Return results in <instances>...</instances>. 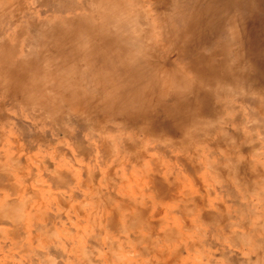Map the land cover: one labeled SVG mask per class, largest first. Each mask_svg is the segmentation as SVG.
Masks as SVG:
<instances>
[{
	"label": "rangeland",
	"instance_id": "obj_1",
	"mask_svg": "<svg viewBox=\"0 0 264 264\" xmlns=\"http://www.w3.org/2000/svg\"><path fill=\"white\" fill-rule=\"evenodd\" d=\"M17 1L0 0V264H264V0H151L150 23L133 37V21L122 23L119 12L123 0ZM98 10L104 30L86 18ZM122 24L121 42L114 37ZM89 30L112 40L110 60L90 59L108 105L83 107L84 94L97 97V82L75 78L80 96L67 101L61 92L64 100L54 101L75 114L57 119L36 104L37 77L47 72L54 41H64L59 32ZM132 43L139 58L155 61L139 91L124 79L140 72L125 55ZM235 53L243 59L235 62ZM156 66L165 83L156 84ZM144 147L146 158H136ZM156 167L181 183L186 206L177 213L170 200L159 216L148 212L155 234L141 240V225L126 223L123 199L145 196L135 209H153L145 175ZM168 219L172 232L164 233L157 225Z\"/></svg>",
	"mask_w": 264,
	"mask_h": 264
},
{
	"label": "bare ground",
	"instance_id": "obj_2",
	"mask_svg": "<svg viewBox=\"0 0 264 264\" xmlns=\"http://www.w3.org/2000/svg\"><path fill=\"white\" fill-rule=\"evenodd\" d=\"M7 1V3L10 5V4H13L14 2H19V1H17V0H6ZM42 1H44L45 3H47L48 2V0H42ZM82 1V0H81ZM102 1V0H101ZM109 1V0H108ZM92 2V1H91ZM93 2H94V0H93ZM100 2V1H99ZM123 2H124V6H122V8L123 9H119V12H122V23H125V20L127 19L128 21L129 20H132L133 21V26H134V29H132L133 31H131V30H129L130 32L129 33H131L130 35H129V37H133L134 35H136V28H138V26L140 25L141 27H143L145 24H149L150 22H149V20H146V18L151 14V11L153 10V6H152V2H151V0H123ZM101 3V2H100ZM3 4V3H2ZM7 4V5H8ZM89 5L91 6V4H90V2H89ZM50 6V5H49ZM29 9V8H28ZM89 9V8H88ZM1 11V10H0ZM48 11V10H47ZM62 12V11H61ZM57 13H58V11H57ZM94 13H97V15H100V16H96V14L94 15L93 14V12H91V14H88L87 15V17L86 18H88V19H90V18H93V19H96V21H97V27H99V28H101V29H105V27L103 26V24H102V22H98V21H102L101 20V18H102V16H101V11H97V12H95L94 11ZM102 13H104V12H102ZM142 13V14H141ZM62 14V13H61ZM105 14V13H104ZM127 15H131V18H127ZM202 16V15H201ZM104 17H105V15H104ZM82 18H83V16H82ZM84 19V18H83ZM148 19V18H147ZM64 20H66L65 22H69L70 21V18L68 17V18H66V19H64ZM77 20V19H76ZM113 20H115V19H113ZM145 20V21H144ZM72 21V20H71ZM127 21V22H128ZM64 22V23H65ZM72 22H75V21H72ZM77 22V21H76ZM225 22H227V21H225ZM225 22H223V21H221L220 22V24L219 25H216V28L217 27H223L224 26V23ZM59 23V22H58ZM71 23V22H70ZM142 23V24H141ZM61 24H63V22H61L60 23V26H61ZM57 25V24H56ZM71 25V24H70ZM58 26V25H57ZM72 26V25H71ZM132 27V26H131ZM35 28H37L36 26H35ZM34 28V29H35ZM52 28V27H51ZM59 27H57V29H58ZM34 29H31V30H34ZM38 29V28H37ZM56 29V28H55ZM128 29V27H126V25L125 24H122V30H121V33H120V36H118V37H114V39L116 40V38L118 39V41H121L122 42V40L124 39V38H127L126 37V35L124 34V33H127V30ZM139 29V28H138ZM52 30V29H51ZM103 30H100V33H94V31H92V30H89V31H87L85 34H84V36L83 37H79L78 35H73V34H71V35H69V34H64V33H58L57 35V38L59 37V38H64V41H62V43L60 44V42L58 41V40H55L54 41V47H55V50L54 51H51L50 53H53V54H51L48 58H50L49 60H47L46 62H47V68H45L46 69V71L47 72H45V70L44 71H41L40 72V76L39 77H37L38 78V84H39V86H38V88H37V90H34V93L35 94H38V99H37V101H36V104L38 105V106H40L43 110H45V111H47V112H50V114L51 115H54V117L55 118H57V119H59L60 117H62L63 115L65 116H67L68 117V115H69V117H70V115H72V117H70V118H73V115L75 114L74 112V110H73V106L71 107H67L66 109H62V107H60V105L58 104V103H55L56 101H59V100H64V99H60L59 97L60 96H58L57 94H59V93H61L62 95V97L64 96H66V95H68V99H66L67 101L69 100V99H72V98H74V97H77V96H80L79 94H78V90L77 89H74V79L75 78H77V80H81L80 78H82V79H88V78H90L89 80H91V79H95L94 81L95 82H97L95 85H96V88H97V86L98 85H100L101 84V82H102V84L104 83V81L105 80H102V78L101 79H99V78H94V73L92 72L93 71V65H91L92 63L90 62V59H92L93 57H94V59H98L97 57H99V56H102V58L103 59H105L104 61L106 62V60H110L111 59V56L113 55V53L114 52H111V51H109L110 49H107V48H109L108 47V45H112L111 44V42H112V40H111V42L109 41V43H108V39L106 40L104 37H105V32H103ZM144 30V29H143ZM146 31H147V29H146ZM29 32V31H28ZM52 32H53V30H52ZM138 32V31H137ZM54 33H56V32H54ZM147 33V32H146ZM121 34H123L124 35V37L121 35ZM133 34V35H132ZM30 35H31V33H30ZM144 35V34H143ZM147 35V34H146ZM32 36V35H31ZM207 36V35H206ZM206 36H204L205 38H206ZM55 36H53L52 38H54ZM203 37V38H204ZM232 37V38H231ZM202 38V39H203ZM230 38H231V40L234 38V34L233 35H231L230 36ZM229 38V39H230ZM76 39V40H75ZM113 39V38H112ZM206 39H208V38H206ZM2 40V39H1ZM227 41V40H226ZM137 43H138V41H137ZM141 43V42H140ZM253 43V42H252ZM18 44V43H17ZM15 45L14 47H13V49H15V50H19V49H21L22 47L20 46L19 47V45H20V43H19V45ZM62 44H65V46L64 45H62ZM108 44V45H107ZM135 45H136V42L134 43ZM143 44H144V42H143ZM95 45H96V47H95ZM141 45V44H140ZM70 46V47H69ZM131 47H129L128 49L130 50L129 51V53H127V54H125V55H127L128 56V54H130L131 56H133V59H132V61H134L133 63H137V64H139V66L138 65H136L135 67H134V69H139L140 70V72H139V74H136V71H134L133 73L134 74H132V76H127L128 78H124V79H126L125 80V84L126 83H128V87H130L131 88V90H136V91H139L140 89H142V88H146V87H148V84H145V82H147V80L148 81H151L150 79V77H152V74H155L154 72H155V67H154V62L155 61H151L150 59V57L151 56H142V58H139L138 56V54L136 53V50H135V46L133 47V43H132V45H130ZM137 46V45H136ZM98 47V48H97ZM133 47V48H132ZM138 48H139V46H137ZM216 47V46H215ZM220 47V46H219ZM113 48H116V47H113ZM142 48V47H141ZM140 48V49H141ZM218 48V47H217ZM25 49H28V51H29V53H31L32 52V50H36L37 48H35V47H25ZM137 49V48H136ZM40 50V49H39ZM100 50H102L103 51V54H102V52L100 51ZM112 50V49H111ZM125 50H126V48H125ZM145 50L148 52V49L147 48H145ZM219 51V50H218ZM16 52V51H15ZM28 53V54H29ZM150 53V52H149ZM154 53V52H153ZM216 53H217V51H216ZM219 53V52H218ZM23 54V53H22ZM213 54H215V52L213 53ZM248 54V53H247ZM31 55H33L32 53H31ZM99 55V56H98ZM218 55V54H217ZM251 55V54H250ZM215 56H216V54H215ZM116 57V56H115ZM114 57V59H113V62H114V64H118V63H116V62H119L118 61V59H116ZM141 57V56H140ZM21 58H23L24 60H20V62L21 63H26L27 61L26 60H28V61H30V57L28 58L27 56L26 57H21ZM47 58V59H48ZM170 58V57H169ZM168 58V59H169ZM87 59V60H86ZM130 59V58H129ZM178 59V58H177ZM232 59H234L235 60V62H238L239 61V59H241V57L239 58V55H237L236 53L233 55V57H232ZM243 59V58H242ZM241 59V60H242ZM131 60V59H130ZM130 60L128 61V63L130 62ZM143 60V61H142ZM32 62H33V60H31ZM30 61V62H31ZM101 61H103V60H101ZM103 61V66H105V62ZM123 61V60H122ZM131 61V62H132ZM163 61H164V59H163ZM166 61H168V60H166ZM45 62V63H46ZM97 62V61H96ZM100 62V61H99ZM125 62V61H124ZM123 62V63H124ZM173 62H174V60H173ZM233 62V61H232ZM101 63V62H100ZM128 63H126V64H128ZM34 64H37L38 66L39 65H41V63H34ZM94 64H95V62H94ZM120 64H121V61H120ZM119 64V65H120ZM126 64H125V66H126ZM165 64V63H164ZM96 65V64H95ZM101 65V64H100ZM129 65V64H128ZM130 65H131V63H130ZM172 65V64H171ZM231 65H232V63H231ZM121 66H123V65H121ZM117 67H118V65H117ZM116 68V67H115ZM172 68V67H171ZM175 68V67H174ZM242 68V67H241ZM44 69V68H43ZM96 69H97V67H96ZM119 71H121V68L119 67ZM133 69V70H134ZM156 69H158L157 70V74H158V82L156 83V84H158L159 85V83H160V81H162L161 83H165L166 81V78L164 79V77L162 78L161 77V75L160 74H164V70L163 69H161L160 67H158V66H156ZM167 69H169L168 67H167ZM238 69V68H237ZM240 69V68H239ZM52 70L54 71L53 73H52ZM132 70V71H133ZM100 71H101V69H100ZM144 71H145V75H146V81L144 80L143 81V79H145L144 78ZM159 71V72H158ZM175 72H177L176 70H174ZM98 72V71H97ZM115 72H116V70H115ZM245 72V71H244ZM248 73V72H247ZM36 74H38V73H36ZM241 74V73H240ZM126 74L124 73V76H125ZM115 78H121V75H120V73H118V74H114L113 75ZM124 76H122V78L124 77ZM249 77V76H248ZM104 78V77H103ZM156 78V77H155ZM155 78H153V80L155 79ZM184 79H186L185 77H183ZM242 78V77H241ZM127 79H128V81H127ZM37 80V79H36ZM88 80V81H89ZM100 80H102L101 82H100ZM73 81V82H72ZM118 81V80H117ZM165 81V82H164ZM86 82V81H85ZM90 82V81H89ZM98 82H100V84L98 83ZM58 83V84H57ZM65 83H67V85L68 84H70L71 86H69V87H67V89H63L62 91L60 90V86H63L64 87V85H65ZM80 83H81V81H80ZM252 83V82H251ZM254 83V82H253ZM55 84H57V85H55ZM83 84V83H82ZM86 84H87V82H86ZM90 84V83H89ZM88 84V85H89ZM60 85V86H59ZM104 85H106V83L104 84ZM145 85H147V86H145ZM256 85H257V83H256ZM261 85V84H260ZM59 86V87H58ZM118 86V85H117ZM120 86V85H119ZM144 86V87H143ZM259 86V85H258ZM82 87H83V85H82ZM102 87H104V86H102ZM125 87V86H124ZM123 86H122V89L124 90L125 88H124ZM192 87V86H191ZM190 87V88H191ZM84 88H86V87H84ZM104 89H105V91H106V88H97V97H95V96H93V97H89L88 95H85L84 94V96L82 97L83 98V100H82V105H83V107H85L86 109L88 108V106L89 107H92V106H98V105H100V103H103V104H105L106 106L108 105L107 103H106V100H104L103 98L102 99H100V98H98V97H102V95H105L106 96V94H105V91H104ZM149 89V88H148ZM232 89V88H231ZM143 90V89H142ZM141 90V91H142ZM150 90V89H149ZM190 90V89H189ZM251 90V89H250ZM262 90L264 91V87H262ZM122 91V90H121ZM125 91V90H124ZM127 91V90H126ZM125 91V92H126ZM151 91V90H150ZM167 91V90H166ZM148 92V91H147ZM162 92V91H161ZM169 92V91H168ZM193 92V91H192ZM227 92H229V91H227ZM80 93V92H79ZM119 93H121V92H119ZM131 93V92H130ZM139 93V92H138ZM137 93V94H138ZM237 93V92H236ZM47 94H49V95H47ZM55 94H56V96H55ZM229 94V93H228ZM239 94V93H238ZM121 95V94H120ZM126 95V94H125ZM132 95V94H131ZM147 95V94H146ZM149 95V94H148ZM193 95V94H192ZM243 95V94H242ZM241 96V95H240ZM53 97V98H52ZM126 97V96H125ZM242 97H244V96H242ZM51 98V99H50ZM104 98H106V97H104ZM129 98V97H128ZM127 98V99H128ZM156 99V98H155ZM246 100H247V97L245 98ZM128 100H130V99H128ZM141 100V99H140ZM243 100V99H242ZM55 101V102H54ZM102 101V102H101ZM119 101V100H118ZM147 101V100H146ZM153 101V100H152ZM240 101V100H239ZM248 101V100H247ZM128 102V101H127ZM153 102H155V101H153ZM242 102V101H241ZM110 103V102H109ZM118 104H119V102H117ZM116 103V104H117ZM152 103V102H151ZM115 105V104H114ZM262 105V104H261ZM28 106V105H27ZM69 106V105H68ZM260 109V108H259ZM76 110V109H75ZM2 111V110H1ZM258 113H259V111H258ZM257 113V114H258ZM261 115V114H260ZM257 116H259V115H257ZM68 117V118H69ZM68 120V119H67ZM77 120V119H76ZM66 122V121H65ZM68 122V121H67ZM111 122V121H110ZM118 124V123H117ZM55 133V132H54ZM57 134V133H56ZM100 144V143H99ZM101 145V144H100ZM159 146H160V144H159ZM108 147V146H107ZM142 147V146H141ZM161 147V146H160ZM106 148V147H105ZM107 149V148H106ZM149 148H147V147H144V148H138V149H136V158L138 157V158H146V156H147V154H148V150ZM162 149V148H161ZM173 150H175V149H173ZM108 152H109V149H108ZM254 154V153H253ZM15 155V154H14ZM256 155V154H255ZM57 156V155H56ZM165 156V155H164ZM169 156V155H168ZM171 157V156H170ZM181 158V157H180ZM179 158V159H180ZM2 159V158H1ZM13 159V158H12ZM35 159V158H34ZM150 160H152L151 159V157L149 158ZM174 160V159H173ZM156 161H154V162H152V163H155ZM156 165V164H155ZM159 166V165H158ZM154 167V166H153ZM160 167V166H159ZM159 167H156L157 169H152V170H150L148 173L147 172H145V173H147L146 175H145V181H146V184H148V189L147 190H149V193H150V195H152L151 196V201L153 202V209H152V207H151V209L150 210H146V209H142L141 207L139 208V209H135L136 207H139V205H140V202L142 201V203L145 201V203L147 202L145 199H144V197L145 196H143L142 198L143 199H139V198H129L128 200H125V199H123V201H124V204L125 205H127L128 206V208H129V210L127 211V214H128V217H125V219H127L128 218V220H126V223H128V221H131L130 223H129V225L128 226H130V224L133 222H136L137 221V223H139L140 225H141V227H140V233H139V238L141 239V240H144V239H147V238H149V237H152L155 233V231H154V228L156 227L151 221L153 220V219H151L150 217V215H148V212L149 213H151V215L153 214V216H154V214H158V216H159V211H158V209H157V207L158 206H160V205H165L164 204V202L166 201H170V200H172L173 202H175V201H177L178 203H176L175 205H174V207H173V210H175V212H177V213H180L181 214V211H183V210H185V207H184V205H185V203L183 204L182 203V201H183V196H180V195H182V190H181V188L179 187V184H181V183H179V184H177V183H173V181L172 180H170V178H169V176H167L166 174H165V171H163V170H161ZM42 168V167H41ZM62 171V170H61ZM44 172V171H43ZM63 172V171H62ZM62 172H60L61 174H56V175H54V176H56V178L60 181V180H64L65 179V176H66V173H62ZM1 174H2V172H0ZM19 173V172H18ZM0 174V175H1ZM22 174V173H21ZM10 174H8V176H9ZM71 175V174H70ZM84 175H86V174H84ZM84 175H83V177H84ZM3 176V175H2ZM5 176V175H4ZM12 176V175H11ZM45 176H46V174H45ZM10 177V176H9ZM2 178V177H1ZM11 178V177H10ZM9 178V179H10ZM49 178H50V174H49ZM66 178H68V177H66ZM3 179V178H2ZM4 179H5V177H4ZM4 179H3V181H4ZM14 179V178H13ZM51 179V178H50ZM47 180V179H46ZM51 180H53V178L51 179ZM56 181V180H54L55 182H57V183H54V184H58L59 183V181ZM67 180H69V179H67ZM88 180H90V179H88ZM133 180V179H132ZM10 181V180H9ZM132 182V181H131ZM135 182V181H134ZM133 182V183H134ZM1 183H2V181H1ZM12 183V182H11ZM65 183H66V181H65ZM10 184V183H9ZM52 184V183H51ZM137 184V183H136ZM5 185V184H4ZM6 185H8V184H6ZM59 185V184H58ZM9 186V185H8ZM8 186L6 187V188H8ZM13 186H14V184H13ZM55 186V185H54ZM61 186V185H60ZM144 186H146V185H144ZM53 187V186H52ZM58 187V186H57ZM9 188H11L10 186H9ZM8 188V189H9ZM4 189V188H3ZM13 189V188H12ZM10 190V189H9ZM14 190V189H13ZM21 191V190H20ZM177 191V192H176ZM14 193V192H13ZM12 193V194H13ZM184 193H186V192H184ZM11 194V193H10ZM144 195V194H143ZM185 195V194H184ZM181 198H180V197ZM191 198H192V200H194V202L193 203H191L193 206H196L197 207V198L194 196V195H191L190 196ZM191 200V201H192ZM64 201V200H63ZM130 202H131V204H130ZM58 203V202H57ZM179 203H181V204H179ZM85 204V203H84ZM183 204V205H182ZM186 206V205H185ZM144 207V206H143ZM165 207V206H164ZM166 208H167V206H166ZM191 208V207H190ZM173 210H171V212H172V216H173V218H174V215H175V213H174V211ZM165 211H167V209L165 210ZM162 213V212H161ZM164 213V212H163ZM108 214H110V213H108ZM110 215H112V214H110ZM156 215H155V217H156ZM161 215V214H160ZM150 216V217H149ZM164 216V215H163ZM107 217V219H106V222H110L111 220H110V218H108V217H110V216H106ZM169 216H167V218H168ZM124 219V216L122 217L121 216V219ZM151 220H150V219ZM153 218V217H152ZM109 219V220H108ZM108 220V221H107ZM113 220V219H112ZM171 220V219H170ZM170 220L168 219L167 220V222H165L164 220H159V225H157L158 227H160L162 230H163V232L164 233H166L167 232V230L168 231H170V232H172L171 230H172V226L169 224L170 223ZM176 220V218L173 220L172 219V221H173V223L176 225V226H178V228H179V231L182 233L183 232V228H184V226H185V224L184 223H181V222H178V221H175ZM6 221V220H5ZM4 221V222H5ZM119 221V220H118ZM169 221V222H168ZM7 222H8V220H7ZM122 222V221H121ZM111 223V222H110ZM120 223V222H119ZM118 223V224H119ZM109 224V223H108ZM115 224H116V222H115ZM173 224V225H174ZM178 224H180V227H179V225ZM121 228V227H120ZM133 228V227H132ZM131 228V229H132ZM137 228V227H136ZM194 228H197V227H194ZM131 229L129 228V230L131 231ZM13 230V229H12ZM16 230V229H15ZM122 230H124L123 228H122ZM196 230V229H195ZM12 232V231H11ZM143 232H145L146 233V235L145 234H142ZM15 234H16V232H15ZM125 235H127V234H125ZM158 235V234H157ZM156 235V236H157ZM157 237H159V235L157 236ZM180 237V236H179ZM142 238H144V239H142ZM176 260V259H175Z\"/></svg>",
	"mask_w": 264,
	"mask_h": 264
}]
</instances>
